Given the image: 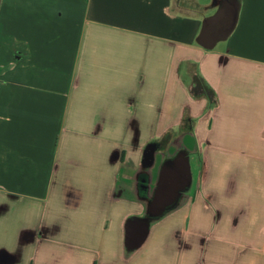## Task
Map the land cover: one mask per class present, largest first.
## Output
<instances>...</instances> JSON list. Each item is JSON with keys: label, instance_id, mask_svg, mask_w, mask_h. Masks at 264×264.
Listing matches in <instances>:
<instances>
[{"label": "crops", "instance_id": "1", "mask_svg": "<svg viewBox=\"0 0 264 264\" xmlns=\"http://www.w3.org/2000/svg\"><path fill=\"white\" fill-rule=\"evenodd\" d=\"M0 264H264V0H0Z\"/></svg>", "mask_w": 264, "mask_h": 264}, {"label": "water", "instance_id": "2", "mask_svg": "<svg viewBox=\"0 0 264 264\" xmlns=\"http://www.w3.org/2000/svg\"><path fill=\"white\" fill-rule=\"evenodd\" d=\"M236 10L228 19L223 22L225 30L220 31L219 36L214 39H209V26L216 20H222L225 17L223 10H220L215 17H212L203 24V28L199 37V43L206 48L212 49L219 41L226 40L230 33L234 30L237 23ZM155 144H149L144 151L142 165L149 168L154 163ZM190 182V169L186 155L180 153L176 159L167 164L161 174L158 187L156 189L154 198L150 204V215L152 217H159L163 212L171 207L177 200L181 190Z\"/></svg>", "mask_w": 264, "mask_h": 264}, {"label": "trees", "instance_id": "3", "mask_svg": "<svg viewBox=\"0 0 264 264\" xmlns=\"http://www.w3.org/2000/svg\"><path fill=\"white\" fill-rule=\"evenodd\" d=\"M191 94L196 98H204L208 101L210 107H214L217 103L216 96L212 90H210L202 82L201 78L195 77L194 82L190 89Z\"/></svg>", "mask_w": 264, "mask_h": 264}, {"label": "rangeland", "instance_id": "4", "mask_svg": "<svg viewBox=\"0 0 264 264\" xmlns=\"http://www.w3.org/2000/svg\"><path fill=\"white\" fill-rule=\"evenodd\" d=\"M221 44H222V43H221ZM221 44H219L218 47L223 46V45H221ZM153 123H155V128H156V130H157L158 128H160V126H164V124H165L166 122L164 121V122H153ZM160 124H162V125H160ZM109 139H110V138L107 139V140H108V141H107L108 146H110V145H109V144H110ZM50 208H52V207L50 206L49 209H50ZM44 215H45V214H44ZM50 216H51L50 211H48L47 216L44 217L43 219H45L46 221L50 222L51 219H52V217H50ZM17 220L19 221V223H20L21 225H23V224L29 225V224L34 223V221L36 220V218H33V217L29 216V215H26V216H24V215H20V216L17 217Z\"/></svg>", "mask_w": 264, "mask_h": 264}]
</instances>
